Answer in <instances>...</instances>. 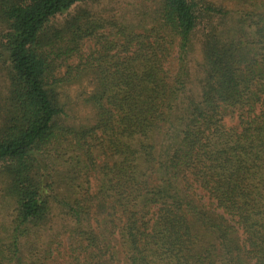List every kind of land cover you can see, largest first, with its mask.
<instances>
[{
    "label": "trees",
    "instance_id": "16d2710c",
    "mask_svg": "<svg viewBox=\"0 0 264 264\" xmlns=\"http://www.w3.org/2000/svg\"><path fill=\"white\" fill-rule=\"evenodd\" d=\"M88 1L0 0V264H264V0Z\"/></svg>",
    "mask_w": 264,
    "mask_h": 264
},
{
    "label": "rangeland",
    "instance_id": "374dc122",
    "mask_svg": "<svg viewBox=\"0 0 264 264\" xmlns=\"http://www.w3.org/2000/svg\"><path fill=\"white\" fill-rule=\"evenodd\" d=\"M101 4H107L108 1L111 0H100ZM127 0H115L113 6L117 7L116 10H112V13L120 15L123 10L124 6L126 5ZM83 6H94L95 8L99 7L98 0H89L87 3H83ZM78 6H74L69 12H65L59 15L53 22L57 25H62L66 19L71 15V13H75ZM5 25L0 23V31L4 29ZM6 32L1 31L0 33ZM1 43V42H0ZM198 57L197 51L193 53L192 58ZM9 62V61H8ZM7 62L6 57H2L0 59V94L5 99L7 90L5 87L6 78L9 75V63ZM196 62H192L195 65ZM8 69V70H7ZM98 82L93 74H87L83 77H77L74 80L66 83L65 86L60 88L62 93L61 98L67 101V110H68V117L66 122L74 125H81L85 124H93L98 121V117L95 114L93 107L88 102V96L93 93L96 89ZM5 96V97H4ZM1 97V98H2ZM0 101L3 102V100ZM4 105H0V108H3ZM234 121V120H232Z\"/></svg>",
    "mask_w": 264,
    "mask_h": 264
}]
</instances>
